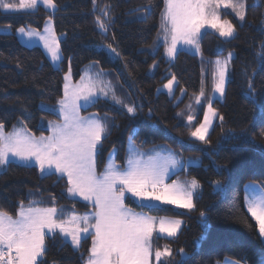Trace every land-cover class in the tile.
Instances as JSON below:
<instances>
[{"label": "trees", "instance_id": "1", "mask_svg": "<svg viewBox=\"0 0 264 264\" xmlns=\"http://www.w3.org/2000/svg\"><path fill=\"white\" fill-rule=\"evenodd\" d=\"M55 3L54 13L43 7L27 13L0 12V28L10 30L0 34V123L6 130L26 127L34 136L46 135L49 122L60 120L58 101L63 98V75L69 68L74 81L90 64L115 74L122 85L118 93L136 111L130 114L106 100L83 110L109 118L110 135L102 141L103 149L97 156L98 172L113 149L116 161L123 166L130 136L140 151L171 150L178 158L199 161V165L189 166L171 179L199 181L201 188L194 198L193 211L142 207L126 201L135 211L184 220L177 237L156 240V246L168 245L173 250L168 264H220L225 259L264 264V243L255 220L246 211L243 195L249 182L264 186V69L256 57L264 41V31L258 30L264 26V0L259 6L248 4L245 24L234 20V38L222 40L206 32L200 41V57L180 51L172 63L165 60L162 48L155 55L150 53L159 34L164 0H97L95 9L92 0ZM149 3L153 7L146 13L142 6ZM106 4L111 6L108 17L100 11ZM97 16L108 22L106 33L97 26ZM48 18L61 38L62 61L57 69L41 48L23 46L15 35L20 27L40 30ZM108 45L120 53L117 60L100 49ZM230 52L235 56L225 97L223 101L213 100L218 119L206 145L193 140L190 132L203 121L206 97L211 96L202 97L201 104L195 97L200 93L203 74L211 83L215 61ZM155 63L157 70L149 75ZM173 75L177 82L174 97L157 93ZM249 81L256 101L249 95ZM181 92L184 96L176 102ZM189 114L195 116L191 126L187 122ZM216 181L222 188L215 187ZM30 200L41 201L40 206L62 208L66 215L73 210L80 215L94 211L92 206L69 197L64 178L42 176L36 166L9 163L0 172V209L15 216L19 203L27 205ZM201 211L205 213L203 218ZM46 246L45 264H84L91 236L81 241L78 250L59 233L46 237ZM180 249L186 253L183 261Z\"/></svg>", "mask_w": 264, "mask_h": 264}, {"label": "snow or ice", "instance_id": "2", "mask_svg": "<svg viewBox=\"0 0 264 264\" xmlns=\"http://www.w3.org/2000/svg\"><path fill=\"white\" fill-rule=\"evenodd\" d=\"M92 3L95 9L97 0H92ZM40 5L53 11L57 8L55 0H0V12L27 13ZM110 7L106 4L100 9L103 16L108 17ZM142 7L147 13L153 5L149 3ZM246 8L245 0H164L160 28L165 55L175 58L177 45L181 43L199 52L201 30L205 28L215 29L222 38H234L236 28L231 21L221 18V9H231L235 17L243 22ZM96 24L103 32L108 31V22L100 16L96 17ZM258 30L264 31V26ZM17 31L29 40L38 37L54 62L61 59L60 41L50 24H46L43 33L24 27ZM108 47L119 57L116 48ZM153 47L155 49L157 46ZM256 57L259 66L264 69V41ZM231 59L230 52L224 61H215L213 93L220 97L225 95L227 65ZM100 75L97 73V77ZM64 80L63 98L58 101L62 122H49L51 135L36 137L26 127L15 126L12 132H5V125L0 123V167L12 160H19L25 166L38 167L42 176L58 174V179L66 177L68 195L89 202L94 211L80 215L73 210L66 215L62 208L42 207V202L35 200H30L27 205L21 201L15 216L0 209V264H45L46 237H54L57 233L65 239L70 237L71 244L77 250L82 239L91 236V246L84 264H168L173 250L168 245L154 247V239L177 237L182 221L136 212L126 201L133 200L142 207L158 203L190 212L196 207L194 198L201 188L199 181L192 178L167 183L170 173L183 169L185 162L177 159L171 151L167 155H161L163 150H153L152 154L141 152L131 136L125 165L122 167L115 162L113 149L103 171L98 172L97 156L103 149L102 141L110 135L109 118L96 114L81 116V101L88 103L97 93L103 96L111 93L113 102L126 107L128 113L135 114L136 110L123 104L110 82L85 75L77 84H72L71 70ZM175 82L173 75L164 85L170 96L174 95ZM248 88L249 95L256 101L251 81ZM202 97H205L203 87L195 97L197 104L202 103ZM206 99L203 122L190 132V136L207 145L210 144L209 130L218 113L213 107V98ZM188 107L191 110V105ZM177 115L182 116L183 113ZM194 119V115H187L189 126ZM219 119L223 121L224 117L219 116ZM215 185L222 188L220 181H216ZM245 187L249 189V186ZM245 206L255 220L261 242L264 243V186H252L248 190ZM204 216L205 213L201 211L200 217ZM179 252L183 261L186 253L183 249ZM231 264H242V261H232Z\"/></svg>", "mask_w": 264, "mask_h": 264}, {"label": "rangeland", "instance_id": "3", "mask_svg": "<svg viewBox=\"0 0 264 264\" xmlns=\"http://www.w3.org/2000/svg\"><path fill=\"white\" fill-rule=\"evenodd\" d=\"M259 2H260V0H250V1H249V0H245V3H246L247 6H248L249 3H250V4H255V5H257V4H259ZM38 7H43L45 10H47V11H49V12H51V13H54V12H55V11H53V10H50V9L45 8L43 5H40V6H38ZM34 11H35V10H34ZM29 12H32V11H29ZM246 12H247V8H246ZM221 18H222V19H227V20L231 21V23H232L234 26H235V22H234V20H236L240 25H243V24H245V22H246V19H245V21H243V22L239 21L238 18L235 17V14L232 13L231 9H221ZM160 23H161V20H160ZM46 24H50V26H51V27L53 28V30H54V27H53V21H52L51 18H48V19L44 22V24H43V26H42V28H41L40 30L32 29V28H25V29H26V30L32 29V30H36V31H39V32L43 33ZM235 28H236V26H235ZM17 30H18V29H17ZM17 30L15 31V35L17 36L19 42H20L23 46H26V47H29V48H31V47H39V48H41V49L43 50L45 56H46L47 59L49 60L50 64L52 65V67L55 68V69L59 68V65H60V63H61V61H62V55H61V59H60L59 61L54 62V61L52 60L50 54L48 53V51L44 48V46H43V42L40 41L38 37H36V38H32L31 40H29L26 36L22 37V36L18 33ZM201 31H202V36H203L206 32H211V33L216 34L218 37H220L219 34H218V32H217L215 29L205 28V29H202ZM9 32H10V30L7 29V28H0V34H7V33H9ZM236 33H237V28H236ZM202 36H201V38H202ZM57 37H58V39H59V41H60L61 38H60L59 36H57ZM158 37H159V44H157ZM220 38H221L222 40H230V39H232V38H230V39H225V38H222V37H220ZM200 41H201V40H200ZM154 45L157 46L155 49H154V47H153ZM161 48H162V52H163V57L165 58V60H166L167 62H170V63H172V62L175 60L177 54H178L180 51L188 52V53H190V54H192V55H196V56H199V57H200L201 54H202L201 46H200V50H199V52H197L194 48L189 47V46H187V45H183V44L181 43V44H178V45H177L178 52H177L175 58H169V57H167V56L165 55V45H164V41H163V32H162V30H161V28H160V30H159V34H158V36H157V39H156L155 43L152 45V47L150 48V53H151L152 55H155V54L157 53V51H158L159 49H161ZM100 49L105 50V51L111 56V58H112L113 60H117V59H118V57H117V56H116V55H115V54L109 49V47H107V46H105V47H100ZM231 53H232V59H233L234 56H235V54H234V52H231ZM60 54H61V53H60ZM228 54H229V53H228ZM228 54H227L226 56L222 57L221 59H218V60H220V61H224L225 59L228 58ZM232 59L229 61L228 65H227V73H226V80H225V92H226V85H227V82H228V79H229L230 64H231ZM154 65H155V67H154ZM157 66H158L157 63L153 64V65L149 68V70H148V74H149V75H153V74L156 72V70H157ZM214 67H215V70H213V74H214V72H216V65H215V63H214ZM69 70H70V68H69V69L67 70V72L63 75V81H64V83H65L64 77H65L66 74H68ZM97 73H100L101 75H100L99 77H97ZM85 75H90V76H92L93 78H98V79L102 80V81L105 82V83L110 82L111 87H112V88L114 89V91H115V95H116V96H117V97L123 102V104L129 105V103H128L126 100H124V98L118 93V91L120 92L119 87H122V85H121L120 80L116 77L115 74L113 75V74H110L108 71H103V70H101L96 64H90V65H88L87 67H85V68L83 69V72H82L81 77H82V76H85ZM81 77H80V79H81ZM80 79H79L78 81H74V80H73V77H72V74H71V83H72V84H77V83L80 81ZM167 82H168V81H167ZM167 82H166V83H167ZM213 82H214L213 80H212L211 83H210V82H209V83L206 82V78H205V76H204V74H203L201 88L203 87V88L205 89V95H210V96L213 98V100H214V99H217V100H219V101H223L225 95H224L223 97H220L219 94H214V93H213ZM166 83H165V84H166ZM165 84H164V85H165ZM164 85H162L161 87H159V88L157 89V93H166V94H168L167 89L164 88ZM176 87H177V82L174 83V94H175V91H176ZM168 95H169V94H168ZM183 96H184V92H181V94H180L179 98L176 100V102H178ZM169 97H170V98H173L174 95H171V96L169 95ZM98 100H106V101H110V102H112L115 106H117V107H119L120 109H122V110L128 112L126 107H122L121 105L116 104V103L113 102V100H112V98H111V93H109L108 96H103V95L97 93V95L92 99L91 102L84 103L83 101H81V103L83 104V107H81V109H80V115H81V116L88 117V116H91V115H93V114H96L95 112H91V113H87V114H86V113H83V110L88 109L91 105H93L94 103H96ZM129 106H130V105H129ZM206 108H207V107H206ZM217 113H218V112H217ZM58 114H59L60 120H59V121H55V122H53V123H61V122H62V117H61V115H60V113H59V108H58ZM130 114H131V113H130ZM96 115H97V114H96ZM98 116H99V115H98ZM203 118H204V117H203ZM217 119H218V116H217V118L214 119L212 127L214 126V124H215V122L217 121ZM202 122H203V121H202ZM48 125H49V124H48ZM47 127H48V133H47L46 135H43V136L51 135V129L49 128V126H47ZM212 127L210 128L209 133H210ZM12 131H13V129H11V130H6V129H5V132H12ZM36 137H40V136H36ZM192 139L195 140V141H198V140H196V139L193 138V137H192ZM158 149H159V148H151V149H149V150H147V151H141V152H144V153H147V154H152L153 150H155V151H161V150H158ZM169 151H171V150H169ZM169 151H167V150H163V151H161V155H167V153H168ZM171 152L174 153L173 151H171ZM128 153H129V145H128V147H127V155H128ZM174 154H175V153H174ZM175 155H176V154H175ZM176 157H177V156H176ZM108 159H109V156L107 157L106 162L108 161ZM114 159H115V162H116L118 165H120V163H118V162L116 161V152H115V151H114ZM177 159L181 160L182 162H185V165H186V166H185L183 169H185V168H187V167H189V166H197V165H199V161H198V160H192V159H187V158H183V159H181V158H178V157H177ZM125 160H126V159H125ZM106 162H105V163H106ZM10 163H17V164H20V165H24V166H25V164H24L23 162L19 161V160H12ZM8 164H9V163H8ZM8 164H7V165H8ZM7 165H4V166L0 167V172H1V171H2ZM124 165H125V161H124L123 166H124ZM123 166H122V167H123ZM103 169H104V168H103ZM183 169H176V170H173V172L170 173V175L167 177L166 182H167V183H171V182H172V180H171L172 177H173L174 175H176L178 172H180L181 170H183ZM97 171H98V170H97ZM102 171H103V170H102ZM56 175L58 176V174H56ZM64 179L67 181L66 177H65ZM184 180H189V179H182V180H180V181H184ZM246 185L249 186V189H250L252 186H259L258 184L254 183V182H249V183H247ZM246 185H245V186H246ZM245 186H244V189H243V191H244V194H243V195H244V204H245V196H246V194H247V192H248V190H249V189H246ZM215 187H216V186H215ZM69 197H70L71 199H75V200H78V201H80V202H83V203H85V204H88V205L92 206L89 202L84 201L82 198H80V197H78V196H77V197L69 196ZM131 201L134 202L135 204L139 205L137 202H135V201H133V200H131ZM165 206H168V205H160V204H158V203H155V204L147 205V206H144V207L160 208V207H165ZM42 207H50V206H42ZM171 207H173V208H175V209H178V210H184V211H187V212H188V210H186V209H180V208H176V207H174V206H171ZM245 208H246V206H245ZM134 211H135V210H134ZM246 211H247V208H246ZM136 212H139V211H136ZM141 213H142V212H141ZM249 215H250V214H249ZM250 216H251V215H250ZM175 219H180V218H175ZM180 220L182 221V226H181V229H180V231H181L182 228H183V226H184V220H183V219H180ZM180 231H179V233H180ZM179 233H178V234H179ZM88 237H89V236H88ZM162 238H167V237L164 236V237H162ZM64 239H65V238H64ZM168 239H169V238H168ZM65 240L71 244V238H70V237L66 238ZM82 240H83V239H82ZM156 240H157V239H154V247H156ZM71 245H72V244H71ZM72 246H73V245H72ZM73 247H74V246H73ZM74 248H75V247H74ZM231 262H232V260L225 259V260L222 261L220 264H231ZM154 264H155V262H154Z\"/></svg>", "mask_w": 264, "mask_h": 264}]
</instances>
